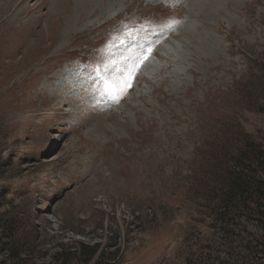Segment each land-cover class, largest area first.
Returning a JSON list of instances; mask_svg holds the SVG:
<instances>
[{
	"label": "rangeland",
	"instance_id": "1",
	"mask_svg": "<svg viewBox=\"0 0 264 264\" xmlns=\"http://www.w3.org/2000/svg\"><path fill=\"white\" fill-rule=\"evenodd\" d=\"M87 1L12 20L0 0V213L27 264H78L81 245L106 264H264V214L213 220L204 179L233 131L264 146V0Z\"/></svg>",
	"mask_w": 264,
	"mask_h": 264
},
{
	"label": "trees",
	"instance_id": "2",
	"mask_svg": "<svg viewBox=\"0 0 264 264\" xmlns=\"http://www.w3.org/2000/svg\"><path fill=\"white\" fill-rule=\"evenodd\" d=\"M262 96L264 100V85ZM261 109L264 112V103ZM233 133H238L234 151L227 157H215L212 162L214 169L209 177L204 178L212 186L209 194H205V211L213 220L222 223H226L227 214L234 208L240 211L260 209L264 214V146L250 133L240 130L233 131L226 138L232 137ZM255 199L261 202L251 207ZM21 224L8 218L4 212L0 213V264H27L29 251L24 248L28 240L21 241L17 234ZM79 250L84 260L78 264H106L101 262L104 253L96 247L81 245Z\"/></svg>",
	"mask_w": 264,
	"mask_h": 264
},
{
	"label": "bare ground",
	"instance_id": "3",
	"mask_svg": "<svg viewBox=\"0 0 264 264\" xmlns=\"http://www.w3.org/2000/svg\"><path fill=\"white\" fill-rule=\"evenodd\" d=\"M23 1H26L27 2V0H4V2H3V4L5 3V6H9L10 5V3H13V7H14V9L13 10H16L17 12L15 13V15L12 17V20H17L18 19V16L19 15H24L25 13H27L28 12V9H29V7H28V5L26 4V6H22V3H23ZM44 1V0H43ZM77 1V0H76ZM8 2V3H7ZM83 2H87V4L89 3L87 0H83ZM78 3V2H77ZM2 4V3H1ZM85 5V4H84ZM11 7V6H10ZM10 7H8V8H10ZM19 7V8H18ZM74 7V6H73ZM7 8V9H8ZM18 8V9H17ZM12 10V9H11ZM74 10V9H73ZM79 10V9H78ZM48 11V10H47ZM46 11V12H47ZM81 12V11H80ZM47 14V13H46ZM45 14V15H46ZM48 15V14H47ZM52 15V14H51ZM73 15V14H72ZM29 16V15H28ZM44 16V15H43ZM57 16V15H56ZM55 16V17H56ZM51 17V16H50ZM26 21H28V18L26 19ZM50 22V21H49ZM27 23V22H26ZM25 31V30H24Z\"/></svg>",
	"mask_w": 264,
	"mask_h": 264
},
{
	"label": "snow or ice",
	"instance_id": "4",
	"mask_svg": "<svg viewBox=\"0 0 264 264\" xmlns=\"http://www.w3.org/2000/svg\"><path fill=\"white\" fill-rule=\"evenodd\" d=\"M121 84H124V87L130 86V83H127V82H118L116 85H114V87H117V88L120 89V91H123L124 88L123 87H120Z\"/></svg>",
	"mask_w": 264,
	"mask_h": 264
}]
</instances>
